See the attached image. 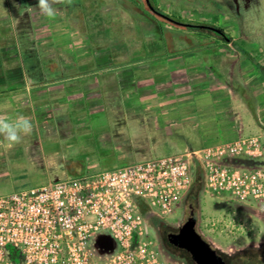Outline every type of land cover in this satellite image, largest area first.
Returning a JSON list of instances; mask_svg holds the SVG:
<instances>
[{"label": "crops", "instance_id": "obj_1", "mask_svg": "<svg viewBox=\"0 0 264 264\" xmlns=\"http://www.w3.org/2000/svg\"><path fill=\"white\" fill-rule=\"evenodd\" d=\"M118 1L73 0L50 19L38 0H0V116L33 123L19 144L52 132L42 126L87 134L94 112L138 108L180 151L256 134L263 155L252 162L264 165V34L239 31L230 18L212 23L230 39L146 23L136 0ZM14 146L0 137V162ZM257 210L253 223H262Z\"/></svg>", "mask_w": 264, "mask_h": 264}, {"label": "built area", "instance_id": "obj_2", "mask_svg": "<svg viewBox=\"0 0 264 264\" xmlns=\"http://www.w3.org/2000/svg\"><path fill=\"white\" fill-rule=\"evenodd\" d=\"M262 155L258 135L237 136L0 194V264H163L143 209L169 214L196 166L205 192L264 203V167L252 162ZM200 225L226 235L249 229L232 215ZM100 234L112 236L111 252L95 247Z\"/></svg>", "mask_w": 264, "mask_h": 264}, {"label": "rangeland", "instance_id": "obj_3", "mask_svg": "<svg viewBox=\"0 0 264 264\" xmlns=\"http://www.w3.org/2000/svg\"><path fill=\"white\" fill-rule=\"evenodd\" d=\"M114 1L115 4L119 2ZM136 1L140 7L146 9L141 18L139 17L141 21H166L153 14L145 6L144 0ZM152 3L157 5L161 13L184 21L193 20L197 24L205 22L204 24L212 25L230 18L239 31L255 32L257 37H263L264 34V3H261V0H154ZM131 5L132 8L136 7V4ZM135 11L138 12V9ZM152 32L154 30H147V33ZM166 32L168 33L167 30ZM132 99L136 100L137 96ZM132 105L137 107V100L132 101ZM99 113L94 112L90 117L92 121L87 134L62 133L59 129L53 130L58 128L57 126H42V129H51L52 132H40L39 136L35 135V140L29 142L27 148L18 144L7 151L3 155L7 160L3 158L5 163L0 162V194L68 176L181 152L174 147L180 146L181 142L173 143L172 136L154 127V121L148 111L137 108L129 112L121 110L115 113L112 109L105 108ZM38 130L41 131L39 127ZM241 161L249 162L242 159ZM255 163L264 166L260 162ZM197 172L202 174L198 166L194 169L193 179ZM191 188L192 186L180 198L177 206L165 216L149 214L143 209L162 263L194 264L188 252L169 244L166 237L167 233L175 231L193 210L195 227L205 239L208 234L203 232L200 220L232 215L247 222V231L235 235L213 232L214 235L208 236L212 239L211 244L224 257L242 252V256L249 261L247 264H260L264 258V232L259 230L264 228V203L251 198L237 201L229 193L214 196L205 192L203 187L197 199H194ZM251 209H258L262 223H253L254 220H259Z\"/></svg>", "mask_w": 264, "mask_h": 264}, {"label": "water", "instance_id": "obj_4", "mask_svg": "<svg viewBox=\"0 0 264 264\" xmlns=\"http://www.w3.org/2000/svg\"><path fill=\"white\" fill-rule=\"evenodd\" d=\"M145 1L148 8L153 13L160 15L162 18L170 22L181 23L180 21L161 13L159 10H156L149 0ZM196 26L205 27L220 33V29L212 25L197 24ZM195 224L196 219L194 211L191 210L185 221L178 227V230L167 234L168 241L177 248L186 250L196 264H225L224 259L217 252V249L197 231ZM94 244L100 253H109L114 248V240L109 234L98 235L95 238Z\"/></svg>", "mask_w": 264, "mask_h": 264}, {"label": "clouds", "instance_id": "obj_5", "mask_svg": "<svg viewBox=\"0 0 264 264\" xmlns=\"http://www.w3.org/2000/svg\"><path fill=\"white\" fill-rule=\"evenodd\" d=\"M72 2L73 0H38L35 7L39 9L41 15L52 19L57 15V5H71ZM261 3H264V0H261ZM28 11H31V6ZM32 131L33 123L25 115L20 114L11 119L0 116V137H3L9 145L21 143L23 136L31 134ZM259 230L264 232V228Z\"/></svg>", "mask_w": 264, "mask_h": 264}, {"label": "trees", "instance_id": "obj_6", "mask_svg": "<svg viewBox=\"0 0 264 264\" xmlns=\"http://www.w3.org/2000/svg\"><path fill=\"white\" fill-rule=\"evenodd\" d=\"M153 1L154 0H150V3L153 5V7L156 10H159V8L157 7V5H155V4L152 3ZM144 2H145V5L147 6L145 0H144ZM157 16H159V15H157ZM171 17L174 18V19H176V20H178V21H180L181 23L179 24V23L170 22L168 20H166V21L169 22V23L175 24L178 27H182L184 29H189V30H193L195 32H202V33L210 30L209 32L213 33L216 36H219V37H222V38H227V39H230L231 38L230 35L227 34L222 28L217 27V28L220 29V33H217V32H215V31H213L211 29H208V28H205V27H198V26H196L197 25V22H194L192 20L184 21V20H181L180 18H176V17H173V16H171ZM199 24H203V23H199ZM191 186H192L191 192H192L193 198L194 199H197V197L199 196V193H200V191H201V189L203 187V177H202L201 172L200 173L197 172L195 174V177L193 179V182H192V185ZM217 252L220 253L218 250H217ZM242 254H243L242 252H238V253H236L234 255L226 256L227 259H229L227 264H247V263H249L248 259H246L245 257L243 258ZM260 264H264V258H263V260H262V262Z\"/></svg>", "mask_w": 264, "mask_h": 264}, {"label": "flooded vegetation", "instance_id": "obj_7", "mask_svg": "<svg viewBox=\"0 0 264 264\" xmlns=\"http://www.w3.org/2000/svg\"><path fill=\"white\" fill-rule=\"evenodd\" d=\"M156 14V13H155ZM156 15H158V14H156ZM160 16V15H159ZM161 17V16H160ZM178 230V228L175 230V231H177ZM175 231H171V232H175ZM169 233V232H168ZM167 233V234H168ZM166 237H167V235H166ZM168 240V239H167ZM168 243L169 244H171V245H173L172 243H170L169 241H168ZM173 246H175V245H173ZM176 247V246H175ZM181 249V248H180ZM184 250V249H183ZM186 251V250H185ZM187 252V251H186ZM221 256H222V258L224 259V261H225V264H227L228 263V260L229 259H227V257H224L223 255H222V253H219ZM191 257V256H190ZM244 258V257H243ZM191 260H192V258H191ZM193 261V260H192ZM194 262V264H196L195 263V261H193Z\"/></svg>", "mask_w": 264, "mask_h": 264}]
</instances>
